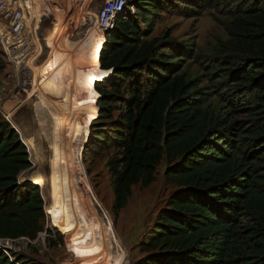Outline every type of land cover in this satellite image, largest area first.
<instances>
[{
	"label": "trees",
	"instance_id": "trees-1",
	"mask_svg": "<svg viewBox=\"0 0 264 264\" xmlns=\"http://www.w3.org/2000/svg\"><path fill=\"white\" fill-rule=\"evenodd\" d=\"M165 2L131 0L134 11L120 14L95 47L83 152L116 150L115 218L132 188L150 185L167 160L176 190L132 264H264V0H178L190 17L211 11L227 35L198 55L196 76L181 71L192 49L152 34ZM30 166L27 146L0 113V238L35 240L45 228L40 186L17 178ZM12 256L0 249V264H40Z\"/></svg>",
	"mask_w": 264,
	"mask_h": 264
},
{
	"label": "rangeland",
	"instance_id": "rangeland-1",
	"mask_svg": "<svg viewBox=\"0 0 264 264\" xmlns=\"http://www.w3.org/2000/svg\"><path fill=\"white\" fill-rule=\"evenodd\" d=\"M106 1L34 0L42 43L41 63H51V77L58 86L45 88L42 86L48 80H40L39 85L27 86L26 91L16 88L12 94L13 83H4L10 66L0 71V88L6 87L0 113L4 118L10 115V123L25 142L31 161V166L17 178L19 183H25L27 178L41 176L37 184L47 217L44 230L35 240L20 237L8 245L12 258V254L19 253L40 264H132L144 256L139 248L143 234L154 225L157 212L166 207L168 197L176 190L166 181L167 160L163 159L154 181L148 186L136 184L129 202L115 218L109 161L116 156V150L89 148L83 152L92 114L85 86L92 71L93 49L105 41L98 22ZM184 7L178 0L163 3L152 34L164 40L173 37L176 45L192 49L191 58L183 57L181 71L196 76L202 70L198 55L210 54L217 41L227 35L211 11L190 17ZM133 8L126 6L125 10L133 12ZM13 96L16 98L12 102L8 98ZM106 221L111 222L110 232L102 224ZM112 232L123 251V260L108 258V252L101 249V240L96 242L95 236L103 235L106 242ZM84 241L92 246L95 243L93 255L87 260L81 258L79 250Z\"/></svg>",
	"mask_w": 264,
	"mask_h": 264
},
{
	"label": "built area",
	"instance_id": "built-area-1",
	"mask_svg": "<svg viewBox=\"0 0 264 264\" xmlns=\"http://www.w3.org/2000/svg\"><path fill=\"white\" fill-rule=\"evenodd\" d=\"M127 2L128 0L105 2L99 12L98 22L102 34L114 28L118 16L124 13ZM34 4V0H0V51L5 64L11 68L4 83L7 86L13 83L10 88L12 94L16 88L26 91L27 86L40 84L39 81H44L45 78L42 68L46 63H41L42 43L38 33L39 18ZM5 91V86L0 88V111L5 103ZM15 98L13 96L8 99L13 102ZM9 116L5 115V118L10 122ZM14 241L15 239L11 238H0V249L12 260L14 258L9 255L8 245Z\"/></svg>",
	"mask_w": 264,
	"mask_h": 264
},
{
	"label": "bare ground",
	"instance_id": "bare-ground-1",
	"mask_svg": "<svg viewBox=\"0 0 264 264\" xmlns=\"http://www.w3.org/2000/svg\"><path fill=\"white\" fill-rule=\"evenodd\" d=\"M28 2H30V0H27ZM30 7H31V5H30ZM51 67V68H50ZM51 69H52V66H51V63L49 62H47L46 63V65L42 68V71H43V77H45L44 78V80H48L47 81V83H45V85L44 86H42V87H45V88H48L49 86H58L59 85V83L58 82H56V81H54L53 80V78L51 77V74H52V71H51ZM38 84V83H37ZM39 85V84H38ZM32 93V92H31ZM31 93H30V95H31ZM58 94H59V92H58ZM88 117L86 116L85 117V119H84V123L86 122V119H87ZM31 144V143H30ZM58 164V163H57ZM60 167V166H59ZM37 175V174H36ZM40 178H41V176L39 175V176H32V178H27L25 181L26 182H31V184L33 183V184H35V183H38V181L40 180ZM64 191V190H63ZM94 194V193H93ZM66 197V196H65ZM94 198V197H93ZM88 200V199H87ZM89 201V200H88ZM96 201V200H95ZM87 203V202H86ZM86 203H84V205L86 204ZM74 204V203H73ZM98 205H100V204H97V206ZM83 206V205H82ZM85 208H86V205L84 206ZM99 208L101 207V206H98ZM97 207V208H98ZM74 209V208H73ZM87 209V208H86ZM72 211H74V212H76V213H78L79 211L77 210V209H74V210H72ZM83 211V210H82ZM89 211V210H88ZM87 213V212H86ZM70 214H72V212L70 213ZM71 216V215H70ZM87 216V215H86ZM104 216V215H103ZM84 217H85V215H84ZM87 218V217H86ZM85 218V219H86ZM105 218V217H104ZM71 220H72V218H71ZM96 220H99L98 218H97V216H96ZM101 224V223H100ZM102 224H105L106 225V228H107V230H109L108 232H110V230L112 231V229H111V222H109V221H106V222H103ZM81 226V225H80ZM96 226V225H95ZM94 226V227H95ZM86 228H88L89 226H85ZM97 227V226H96ZM104 228H105V226H104ZM90 229H92V228H90ZM84 230V229H83ZM88 232V231H87ZM96 232V231H95ZM101 232V231H100ZM113 233V232H112ZM87 234V233H86ZM104 234V233H103ZM98 235V234H97ZM93 236V235H92ZM103 235H100V236H95V239H96V242L98 241V240H101V242H102V245H101V249L102 250H105V253L106 252H108V254H107V257L108 258H112L113 259V257L114 256H116V258L118 257L119 258V260H123L124 259V256H123V251H122V249H120V246H119V244H118V242H117V240H116V237H115V235H114V233H113V235L112 234H110L109 235V237H107V239H105L106 240V242L105 241H103V237H102ZM79 238V237H78ZM90 239V238H89ZM93 240V239H92ZM103 242H105V243H103ZM94 244L95 243H93V246L92 245H90V244H88V243H85V241L84 242H82V246H81V248H79V250H80V254H81V258H83V259H86V258H88V257H90L91 255H93V252H94V250H92L93 249V247H94ZM79 245H80V243H79ZM100 255H102L101 253H100ZM105 255V254H104ZM87 260V259H86ZM106 261V260H105ZM113 262V261H112ZM115 262H116V260H115ZM121 264V263H120Z\"/></svg>",
	"mask_w": 264,
	"mask_h": 264
},
{
	"label": "water",
	"instance_id": "water-1",
	"mask_svg": "<svg viewBox=\"0 0 264 264\" xmlns=\"http://www.w3.org/2000/svg\"><path fill=\"white\" fill-rule=\"evenodd\" d=\"M15 127V126H14ZM16 128V127H15ZM25 143V142H24ZM26 145V144H25ZM85 145H86V142H85V144H84V146H83V149L85 148ZM25 183H31V182H25ZM33 184V183H32ZM37 184V183H36ZM39 185V184H38Z\"/></svg>",
	"mask_w": 264,
	"mask_h": 264
},
{
	"label": "crops",
	"instance_id": "crops-1",
	"mask_svg": "<svg viewBox=\"0 0 264 264\" xmlns=\"http://www.w3.org/2000/svg\"><path fill=\"white\" fill-rule=\"evenodd\" d=\"M94 50V49H93ZM95 51H93V53H94Z\"/></svg>",
	"mask_w": 264,
	"mask_h": 264
}]
</instances>
